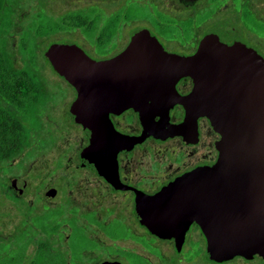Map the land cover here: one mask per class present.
<instances>
[{"label": "flooded vegetation", "instance_id": "obj_1", "mask_svg": "<svg viewBox=\"0 0 264 264\" xmlns=\"http://www.w3.org/2000/svg\"><path fill=\"white\" fill-rule=\"evenodd\" d=\"M123 1L3 0L0 264H264L262 252H210L204 224L221 219L222 209L185 200L190 195L181 192L154 199L217 161L221 136L207 117L185 134L142 137L137 109L112 106L118 96L108 105L100 97L80 104L79 89L45 56L51 45L73 44L107 62L138 33L168 53L190 56L214 32L264 58V0H127L131 6L118 14ZM127 9L143 16L129 13L127 21ZM61 37L68 42L56 41ZM42 74L60 81L62 90L46 91ZM175 88L180 96L196 92L189 76ZM47 110L49 128L42 126ZM168 111L170 124L183 122L182 104ZM81 120L89 121L88 131Z\"/></svg>", "mask_w": 264, "mask_h": 264}, {"label": "water", "instance_id": "obj_2", "mask_svg": "<svg viewBox=\"0 0 264 264\" xmlns=\"http://www.w3.org/2000/svg\"><path fill=\"white\" fill-rule=\"evenodd\" d=\"M139 34L107 62L91 60L73 44L51 45L45 56L79 89L80 104L100 97L101 104L108 105V98L118 96L120 103L111 101L112 106L137 109L142 137L185 134L191 124L196 129L198 117H207L221 136L217 161L182 176L154 199L181 192L190 195L185 200L222 209L221 219L204 224L211 253L264 254V58L241 42L221 41L214 32L205 35L190 56L168 53L154 37ZM118 72L125 76H115ZM184 76L196 90L188 96H180L175 88ZM175 103L186 113L178 125L169 123L168 110ZM155 116H160L158 123L153 122ZM81 122L88 131L89 121Z\"/></svg>", "mask_w": 264, "mask_h": 264}, {"label": "rangeland", "instance_id": "obj_3", "mask_svg": "<svg viewBox=\"0 0 264 264\" xmlns=\"http://www.w3.org/2000/svg\"><path fill=\"white\" fill-rule=\"evenodd\" d=\"M129 1V0H128ZM127 0L126 1H123V5L121 6V11L119 10L118 14L119 13H124L125 10H126V7L128 8V5L131 6V3L134 4V0H130L131 3H129ZM100 12H99V9H96L95 10V15H98ZM137 14L138 16H143V14L140 12V11H134L133 9H127V21L129 20H132V17L130 16V14ZM135 18V17H133ZM134 27H130L129 29H133ZM128 33H129V30H128ZM69 38H66V37H61V38H58L56 41H63V42H68ZM42 86L44 87V89L46 91H48L49 93H56L62 86H61V82L58 81L57 79H54L46 74H42ZM63 88V87H62ZM61 88V90H62ZM63 91L66 93V90L63 89ZM53 97V96H51ZM51 101V100H49ZM52 104L54 105V102H52ZM54 110V109H53ZM50 113L48 110L47 111H42V126L45 125L47 128L49 127H53L52 124H50L49 122H47V117L50 116ZM54 114H55V111H54ZM49 118V117H48ZM43 133V132H42Z\"/></svg>", "mask_w": 264, "mask_h": 264}, {"label": "trees", "instance_id": "obj_4", "mask_svg": "<svg viewBox=\"0 0 264 264\" xmlns=\"http://www.w3.org/2000/svg\"><path fill=\"white\" fill-rule=\"evenodd\" d=\"M2 3H3V0H0V9H1V7H2Z\"/></svg>", "mask_w": 264, "mask_h": 264}]
</instances>
